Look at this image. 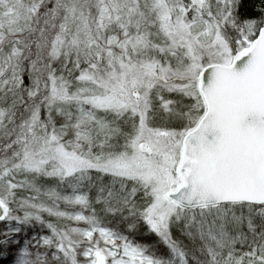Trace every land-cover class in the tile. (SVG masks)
I'll return each instance as SVG.
<instances>
[{
	"label": "snow or ice",
	"instance_id": "obj_1",
	"mask_svg": "<svg viewBox=\"0 0 264 264\" xmlns=\"http://www.w3.org/2000/svg\"><path fill=\"white\" fill-rule=\"evenodd\" d=\"M0 264H264V0H0Z\"/></svg>",
	"mask_w": 264,
	"mask_h": 264
}]
</instances>
